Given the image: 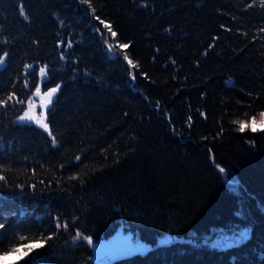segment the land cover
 I'll use <instances>...</instances> for the list:
<instances>
[{
    "label": "trees",
    "instance_id": "16d2710c",
    "mask_svg": "<svg viewBox=\"0 0 264 264\" xmlns=\"http://www.w3.org/2000/svg\"><path fill=\"white\" fill-rule=\"evenodd\" d=\"M250 2L91 0L131 42L116 58L82 0H23L28 20L0 0V99L25 100L0 107V232L14 241L0 255L52 236L35 264H264V130H238L264 112V8ZM57 84L53 145L17 117ZM114 236L149 247L106 262Z\"/></svg>",
    "mask_w": 264,
    "mask_h": 264
},
{
    "label": "snow or ice",
    "instance_id": "6c2138e0",
    "mask_svg": "<svg viewBox=\"0 0 264 264\" xmlns=\"http://www.w3.org/2000/svg\"><path fill=\"white\" fill-rule=\"evenodd\" d=\"M82 2L85 4H88V7L91 9L93 17L96 20H98L101 25H103V28L106 30L107 39L114 40V45L110 43L107 46H108V49L112 50L111 54L115 55L116 58H119L120 52L115 51V49L126 50L130 47L131 42L120 43L118 40H115V38L118 36V33L113 29L112 24H110L104 20H101L100 17L98 15H96V9L94 7H92L91 0H82ZM256 3H257V0H251V2L246 5V7L251 8L254 5H256ZM259 5L261 8H264V0H259ZM141 6L142 7H148L147 0H141ZM19 14L21 17H23L24 20H28V15L26 14V11H25V8L23 5V0H20ZM224 27H225L224 25H221V28H224ZM227 30L230 31V29H227ZM98 31H99V29H98ZM258 31H259V33H264V27H261ZM243 34L247 35V33H243ZM102 38H104V37L102 36ZM216 39L217 38H213V44L208 45L209 49L213 47ZM253 39H256V37H253ZM262 39H264V37H262ZM4 40L6 43L7 38L5 37ZM61 43H63V41H61ZM68 46H71V41L68 42ZM8 56H9L8 51H0V65L5 64ZM61 56L63 57V53H61ZM123 59L129 65H131L134 68L138 66V65L134 64V62L131 59H129L127 52H124ZM24 69L25 70H33L34 65L33 64H25ZM47 71H48L47 65L39 67V75H40L42 80H46L48 78ZM24 86L25 87L29 86V82L27 79H25V81H24ZM60 87H61V85L57 84L56 87L48 89V91L44 94L46 96V99L43 101V107L45 109L50 110V106L53 103L54 96L58 92ZM39 93H40V87H39V85H36V93L35 94L39 95ZM249 95H251V94H249ZM12 102H15L16 104H24L25 100L17 98L16 93L13 91L5 99H0V107H6L7 105H9ZM34 108H35V104H29L27 110H22L23 114L18 116L17 120L20 122H28V123H32L34 121L36 125H39L48 134V136L51 137L52 144L56 145L58 143V141H57L56 137L52 134V130L50 129L49 124L47 122H45V119H40V118L36 117V115L33 112ZM252 121L254 123H260L261 125H264V112L260 113L259 121L256 120V117H253ZM239 123L241 124V126L239 127L238 130L241 132L245 131L246 129H251V131H253V132L258 130L257 128L252 127V124H244L243 122H239ZM261 130H264V129H261ZM76 160L80 161L81 157L76 156ZM220 171L223 172L224 170L221 168ZM72 178H76V177H72ZM0 181L6 182V177L4 175H0ZM19 187L22 188L23 185H20ZM33 187H35V186L33 185ZM0 219L6 220L7 218L0 216ZM56 227L57 228H60V227L67 228L68 224L65 222L62 225L59 221V218H57ZM3 229H5V223H0V230H3ZM246 236H247V232L246 231L242 232L240 234V239L243 240ZM19 239L23 240L24 237H20ZM51 239H52V236H48L45 240H43L41 242L18 244V246H16V247H11L10 252L4 251L3 255L8 256L10 254H17L18 260L11 262V264H20V261H24V264H35V257L32 256L31 254L33 252H35V250H37V249L44 248L46 243H47V240H51ZM79 239H83L89 245L93 244V239L91 236H84L83 233H81L80 231H77L76 234L72 237V240L75 242L76 240H79ZM6 241H7V243H6ZM13 242L14 241L8 240L7 234L5 232H0V248L8 247Z\"/></svg>",
    "mask_w": 264,
    "mask_h": 264
},
{
    "label": "rangeland",
    "instance_id": "374dc122",
    "mask_svg": "<svg viewBox=\"0 0 264 264\" xmlns=\"http://www.w3.org/2000/svg\"><path fill=\"white\" fill-rule=\"evenodd\" d=\"M47 91H42L40 88L39 95H36L35 94L36 91H35V93L32 95L31 99L28 102V105L35 104V108L33 109L34 114L36 115L37 118L45 119V122H46V109L43 107V101L46 99V96L44 94ZM259 119L260 117L257 118L256 120L259 121ZM32 124H35V122L33 121ZM36 126L40 127L39 125ZM253 127L257 129H261L264 128V125L253 122ZM113 238L114 239H110L108 244L106 245L105 253H102V255L103 254L105 255L103 259L106 262L115 261L119 257L121 251V241H124V239L121 236H117ZM237 240H240V236L237 237ZM228 244H231V241H229ZM148 247H149L148 245L143 243H132L131 246L129 245L130 251L133 254L137 252L144 253L148 249ZM96 249H98V254L96 255V259L98 261L100 260L99 258L100 250L98 245L95 246V250ZM17 260H18L17 254H10L8 256L0 255V264H10L11 262Z\"/></svg>",
    "mask_w": 264,
    "mask_h": 264
},
{
    "label": "water",
    "instance_id": "95a60500",
    "mask_svg": "<svg viewBox=\"0 0 264 264\" xmlns=\"http://www.w3.org/2000/svg\"><path fill=\"white\" fill-rule=\"evenodd\" d=\"M129 245H130V239L121 241V251L119 257L116 260L120 261V260L128 259L132 256L133 253L130 251ZM95 254L96 255L98 254V249L95 250Z\"/></svg>",
    "mask_w": 264,
    "mask_h": 264
}]
</instances>
